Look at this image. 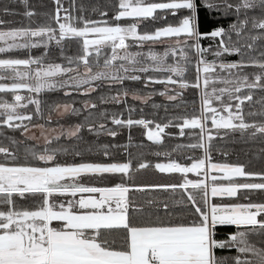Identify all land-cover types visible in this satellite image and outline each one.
<instances>
[{"label":"snow or ice","instance_id":"6c2138e0","mask_svg":"<svg viewBox=\"0 0 264 264\" xmlns=\"http://www.w3.org/2000/svg\"><path fill=\"white\" fill-rule=\"evenodd\" d=\"M57 9L55 20L59 25V35L57 30L50 27H41L38 30L19 29L7 32L0 31V42L13 43L8 48L0 47V53L10 50L12 47L30 48L39 47L40 43L17 44V39L31 40L37 38L41 43L47 37V42L53 40L59 44L66 38H80L83 43V55L78 60L83 63L85 77L72 81V86L79 90L86 86L92 90V84L97 81L122 82L125 79L132 81L141 80V75L131 73L157 72L165 74V78L157 79L148 76L145 84L159 83L164 85L179 84L181 88L190 85L184 79L186 67L181 66L183 60L185 65L189 62L188 49L195 48L202 57L208 50L199 47L198 41L200 34L195 30V0H169V2H147V0H119L118 13L113 17L117 23L109 24L108 21H92L83 17H73L67 15L63 17L66 22H61L60 12L62 10L60 0H56ZM209 8H223L226 15L235 12L236 23L229 26L226 30L218 27L209 35L212 38L219 37L217 50L213 53L216 58H222L224 54L236 53L241 56L238 62L226 63L221 59L217 65L215 62L209 64L206 60L197 61V81L192 87L201 86V73H203L204 92L201 96V112L199 117L185 118L180 125L182 134L183 128L191 127L204 131L205 123L211 116L213 128L232 129L247 131L252 130L251 135H264V122L248 123L242 114V105L245 101H251L252 96H242V89L251 91L254 88H264V52L258 57H249L245 60L244 49L254 50L257 41L264 40V0H220L219 4L207 2ZM262 9L259 16H248V11H255L257 7ZM168 10L176 12L187 10L189 15L183 16L178 25H168L157 28L153 33H138L139 21L142 19L153 18L157 10ZM67 11V10H64ZM244 18L240 19L241 13ZM25 15L32 16L33 12H26ZM106 16L107 13H101ZM122 18H133L136 22L122 26L118 23ZM77 23H73L72 21ZM251 24V30L256 31L257 35L245 37V31ZM231 33H235L237 40L232 41ZM185 37L181 40L180 37ZM91 37V38H90ZM131 38L139 47H143L145 42H155L160 38H177L175 46L165 51L163 56L149 50L147 59L152 61V65L135 67L140 64L138 59L145 54L127 53L120 56L121 50L126 51L131 45L127 42ZM227 38V39H225ZM244 38L245 43L240 44V39ZM195 40L196 43H191ZM47 47V43H45ZM105 49L111 50V56H105ZM95 55L97 66L100 64L101 56H104L103 67L100 71L93 72L89 63V57ZM166 58H172L176 62L168 64ZM115 61H122L119 66ZM71 64L72 61L69 60ZM36 64L37 69L31 71H16L20 66ZM41 60L31 59H0V69H11L15 72L13 79L16 81L10 86L0 83V92L17 93L21 89H26L29 93H41L45 88L53 89L56 87L50 80L52 77L77 69H64L61 65L43 68ZM256 68L258 72L252 74L254 77L251 82L249 74L244 73L245 68ZM226 72L227 77L217 76L216 69ZM235 70V71H233ZM234 77V78H233ZM4 79V77H0ZM34 79L35 85L26 83L27 80ZM217 82L224 84L225 87H213L212 91H207L210 84ZM68 81L61 84V87L68 85ZM68 95L69 93H65ZM87 94V93H85ZM165 95L164 92L160 93ZM125 95L127 93L125 92ZM228 97L227 103L224 97ZM139 98V97H134ZM25 97L17 94L14 102L0 100V125L9 128H23L27 132V125L24 120H31V115H21L17 109L27 107L21 102ZM116 99V98H114ZM170 100L175 97L169 96ZM213 101L219 102L220 108L213 107ZM233 101H235L233 109ZM29 104L36 105V112H40V101L30 99ZM57 107H60L57 105ZM66 112H77V109L70 105H64ZM85 107H89L85 103ZM91 107H96L92 104ZM220 112L227 113L226 116ZM249 116L255 113H249ZM264 116V110L260 112ZM18 122V123H17ZM238 122V123H237ZM116 125L133 124L148 126L145 120L113 118ZM42 127V126H41ZM82 125H75L67 130V135L76 136L81 130ZM101 129L104 125L99 126ZM164 127H168L165 125ZM164 127L156 125L157 131H149L148 139L156 143L161 142V133ZM90 127L89 131H94ZM63 134V133H62ZM109 135L115 136L116 133L109 130ZM208 139L212 137L209 134ZM46 143H50L47 141ZM182 147V146H178ZM190 147H204V145H191ZM52 149L49 153L47 147L42 153L33 151V158L44 161L45 163L54 161L55 152ZM0 153L13 155L8 149L0 147ZM159 155V154H157ZM205 159L196 160L191 166H182L180 163L172 161L170 163H157L155 168L160 172L183 173L199 171L205 166ZM132 162L124 163H79L73 165L56 166H8L0 163V264H227L226 259H217L214 255V248L235 247L238 255L233 259V264H264V241L261 246L251 243L250 236H264V203L261 204H237L231 206L217 207L212 206L211 215L197 205L195 195L188 193L187 199L191 202L195 212L200 214V221L186 224H156L143 227L131 226L127 218V197L129 189L122 184H117L111 188L87 187L77 182V178L83 174H105L120 173L128 174ZM148 164L140 163L139 169L148 167ZM208 168L217 169L224 173V179L230 180L232 177H252L260 176L264 180V174L251 173L246 171L243 165H218L209 164ZM213 181L217 178L214 176ZM175 191L180 189L203 190L204 202L207 204L208 185L204 181H193L185 179L179 185L157 186ZM238 189L264 190V183H229L226 186L216 185L211 187V195L215 196H235ZM71 193L74 197L80 193L78 201H69L68 208L64 204L59 205L60 210H55L49 197L54 193ZM99 193V199L95 194ZM25 194H42V205L36 210L18 209L13 199L14 195L25 197ZM83 194H88L87 196ZM113 201L115 208L112 207ZM74 204H78L79 211L74 210ZM52 221L61 222L59 227L52 226ZM236 225L243 226L244 231H238L229 237L228 241L217 242L212 235L213 226ZM127 230L126 247L116 249L107 240H102L101 230H111L121 228Z\"/></svg>","mask_w":264,"mask_h":264},{"label":"trees","instance_id":"16d2710c","mask_svg":"<svg viewBox=\"0 0 264 264\" xmlns=\"http://www.w3.org/2000/svg\"><path fill=\"white\" fill-rule=\"evenodd\" d=\"M147 2H169V0H147ZM197 8L195 12V30L200 34L198 41L199 47L208 50L201 57L195 48L188 49L189 62L185 65L183 60L180 61L181 66L186 67L184 79L190 85L181 88L179 84H171L177 87L168 90L166 85L159 83L145 84L148 76L157 79L165 78V74L157 72H149L147 74L137 73L141 75V80L132 81L125 79L122 82H113L109 80L94 82L93 89L87 92L83 91L85 86L77 90L72 85L65 87L56 86L53 89H44L41 93H29L26 89L19 90L17 93L0 92V100L8 103L14 102V96L19 94L25 99L21 102L27 107H19L18 113L21 115H31V120H24V125H35L38 122L48 126L57 122L66 121L67 123H75L82 125L81 130L76 136L67 138L52 137L45 145L36 143L22 133L23 128H9L6 125H0V147L8 149L13 155L0 153V163L8 166L28 165V166H52V165H73L78 163H124L132 162L129 172L133 173L138 170L140 163L148 164V167H154L155 163H166L167 161H175L184 165H190L196 160L205 159L208 163H222L243 165L246 171L257 174H264V135H251L252 130L241 131L239 129H216L213 128L211 116L205 123L203 132L210 134L212 139L206 138L204 147H190L191 145L203 144L204 134L199 127L183 128V134L180 125L183 124L185 118L200 116L201 112V96L204 92L203 73H201V86L199 88L192 87L197 81V61L206 60L209 64L215 62L217 65L221 59L226 63L238 62L241 56L236 53L224 54L222 58H216L213 53L217 50L219 37L212 38L209 34L214 31L213 28L223 27L228 29L230 25L236 23L237 17L235 12L226 15L223 8H209L207 2L219 4L220 0H195ZM233 3L236 0H232ZM119 0H60L61 5V22H66L63 17L71 15L73 17H83L92 21H108L116 23L113 17L118 13ZM57 3L56 0H0V30H19V29H36L41 27H50L57 30L59 35V25L56 23ZM67 10V11H64ZM33 12L34 15L27 16L26 12ZM262 9L258 6L255 11L249 10L248 16H259ZM101 13H107L102 16ZM189 15L187 10H178L176 12L168 10H157L154 13L155 19H142L139 23L138 31L140 33L154 32L157 28L168 25H177L183 16ZM244 18V13L240 15V19ZM127 19V18H126ZM129 18L128 20H131ZM77 23L75 20L72 21ZM256 31L251 30V24L245 31V37L248 35H257ZM232 41L235 42L237 37L235 33H231ZM227 39V38H225ZM245 39H240V44L245 43ZM191 43H196L191 40ZM162 47L168 48L169 45H157L155 49ZM246 55L245 60L249 57H258L264 52V40L257 41L254 50L244 49ZM83 55V43L80 38H66L59 44L51 41L40 44L39 47L30 48H11L8 51L0 53L1 59H31L41 60L42 65L62 64L65 67L81 68L83 63L78 57ZM69 60L72 63H69ZM168 63L173 64V59L168 58ZM89 63L92 65V57H89ZM30 68L37 67L36 64L29 65ZM235 71V70H233ZM256 68H245L244 73L249 74L250 82L254 78L253 73L258 72ZM216 75L227 77L226 72L216 69ZM1 77V75H0ZM0 79L2 83L16 82L13 77L3 76ZM234 78V77H233ZM168 86V85H167ZM225 87L224 84L217 82L215 85L210 84L207 91L211 92L212 88ZM168 91L177 93L174 100L163 97L160 93ZM125 92L127 95H125ZM65 93H69L66 95ZM87 93V94H85ZM131 95L148 96L144 101L130 97ZM242 96L251 95V101H245L242 105V114L248 123L264 122V116L260 112L264 110V88H254L251 91L242 89ZM120 96V97H119ZM116 98V99H114ZM30 99H38L40 101V112H36V105L29 104ZM225 103L229 102L228 97L224 98ZM70 104L77 112H69L62 119L55 121L49 119L48 115L55 109V105L59 103ZM85 103L89 107H85ZM233 103V109L235 101ZM95 104L96 107H91ZM213 107L220 108L219 102L213 101ZM255 113L249 116V113ZM220 115L226 114L220 112ZM143 117L149 120L147 127L144 125L127 124L116 125L113 118L133 121ZM18 123V122H17ZM238 123V122H237ZM104 125L101 129L99 126ZM156 125L164 127L161 133V142L156 143L148 139L149 131H154ZM90 127H94V131H89ZM109 130L115 132L116 135H109ZM182 146V147H178ZM49 149L48 154H52V149H58L55 152L54 161L45 163L39 161L31 155L33 151L42 153L44 148ZM159 154V155H157ZM209 173V171L201 170V174ZM131 173V174H132ZM111 175H103L109 178ZM115 180L124 183L120 179V174L112 175ZM102 177V178H103ZM199 179L202 177L199 176ZM103 180H106L104 178ZM101 178L96 182H103ZM164 181L158 176L156 178L148 177L146 183L154 181ZM132 181L130 179L127 182ZM143 181V180H142ZM181 180H179L180 182ZM172 183L168 179L165 184ZM228 183H264L260 176L252 177H232L227 180ZM155 183V182H154ZM154 183H151L154 184ZM133 185V183H130ZM132 187V186H131ZM130 187V188H131ZM191 192L195 195L197 205L207 212V204L204 202L203 190L180 189L175 191L157 186L132 187L127 194V218L131 226L143 227L156 224H186L191 225L193 222L200 221V214L195 212L191 202L188 201L187 195ZM198 194V195H197ZM18 209L36 210L43 202L42 194H25V197L14 195ZM208 203L212 204H245V203H264V190H248L238 189L235 196H209ZM243 226L221 225L213 226L212 235L217 242L228 241L232 234L238 231H244ZM127 230L123 227L111 230H101V239L107 240L110 245L116 249L126 247ZM251 243H255L258 247L264 241V236H250ZM215 257L226 259L227 264H233V259L238 255L235 247L231 248H214Z\"/></svg>","mask_w":264,"mask_h":264},{"label":"rangeland","instance_id":"374dc122","mask_svg":"<svg viewBox=\"0 0 264 264\" xmlns=\"http://www.w3.org/2000/svg\"><path fill=\"white\" fill-rule=\"evenodd\" d=\"M149 3H151V2H149ZM128 19L129 18H127V19L126 18H122L118 23H120L122 26H126L128 24H131L133 22H136L133 18L131 20H128ZM99 21H101V20H99ZM109 24H114V23H109ZM173 26H176V25H173ZM11 30L12 29L0 30V31L7 32V31H11ZM33 30H36V29H33ZM138 33L139 34H144V33H140L139 31H138ZM148 33L149 34L150 33H153V31L152 32H148ZM176 39L177 38H160L159 40H157L155 42H145V44H144L143 47H139L136 44V42H134L131 38H129V40L127 42L131 46L126 51H124V50L119 51L118 54L120 56H124V55H126V52L127 53H137V52L143 53L145 55L138 58L141 61V63L135 65V67L149 66V65H152V61L149 60V59H147V53L149 52V50H151L152 52L156 53L159 56H163V54L165 53L166 50H168V49L172 48L173 46H175ZM179 39L183 40V39H185V37L182 36ZM26 42L27 43H40V44L48 43L47 42V37L44 38V42L43 43H41L40 41H38L37 38H31V40L17 39L15 41V43H17V44H24ZM11 43H13V41H11V40H8L7 43L0 42V47H4V48L7 49L8 48V45L11 44ZM161 44L169 45V47L168 48L162 47L160 49H155V47L157 45H161ZM12 48H18V47H12ZM104 55L110 57L111 56V50L110 49H105ZM91 57H92V63H93L91 65L92 68H93V72L100 71L102 69V67H103V59H104V56H101L99 66H97V58H96V56L93 54ZM166 59L168 60V58H166ZM175 62L176 61L173 60V63H175ZM114 63L117 64V66H119V64L120 63H123V62L122 61H115ZM167 63H168V61H167ZM56 65H61L62 68H64V69H77L78 68V67H73V68L65 67L62 64H56ZM49 66H55V65L47 64L46 66H42V67L45 68V69H47ZM36 69H37V67L30 68V66H20L18 69H16V71H19V72L31 71V72L34 73L36 71ZM84 73H85V69H84V66H82L81 68H78V71L62 72V73L56 75L55 77H52L51 80H50V82L51 83H54L56 86H59V85L63 84L65 81H68L69 82L68 85H72V81L73 80H78V79L86 78L85 75H84ZM131 74H137V73H131ZM0 75H1V77L7 76L8 78H10V77H14L15 76V72L13 70H11V69H0ZM26 83L35 85L36 81L34 79H29V80L26 81ZM3 84H6V83H3ZM11 84L12 83H8L6 85H9L10 86ZM176 87H177V85L176 86H174V85H168L167 86L166 85V88L168 90H173ZM92 89H93V85H92ZM83 91L87 92V91H89V89L85 86V88L83 89ZM164 93H165V95H163V97H166L168 99H169V96L176 97V95H177V93L174 94V93L168 92V91H164ZM128 94L132 98L139 97V98H135V99H140L142 101H144V100H146L148 98V96H142V95H139V94L138 95H131L130 93H128ZM57 105H59L60 107H57ZM57 105H55L56 106L55 109H53V111L51 113H49V115H48V118L49 119H54L55 121H58L59 119H62V117L65 114H68L69 113V112H66L64 110V107L63 106L64 105H70V104H66L64 102V103H59ZM223 115L226 116L227 113L226 114H223ZM75 125H77V122L70 123L69 124L66 121H63V122H57L55 124L53 123V124H50L48 126H45V125L41 124L40 122H38L37 124L32 125V126H29L28 125L27 126V128H28L27 132L23 131V134H24V136H27V137H29V139H31L34 142H36L37 144L40 143V144L45 145V144H47L46 143V138H47V141H50L51 138L54 137V136L55 137H60V136L63 137V136H66L67 138L73 137V136L67 135V130L73 128ZM154 131H157V128H155ZM203 134H204V137H203V145H204L205 144V141H206V138H208L209 134H207L206 132H203ZM217 164L218 165H226V164H222V163H217ZM208 165H209V163H205V166L201 170H205L206 169V171H208V169H209V171L210 172H213L214 174L213 175H211V174L210 175L209 174L208 175H203L204 176L203 177L204 183H208L209 185L212 184V186H213V183H215L216 185L223 184L225 186L227 184H229L228 182H226L228 179H224L223 178L224 177V173L223 172H220L217 169H210V168H208ZM230 165H232V164H230ZM52 166H56V165H52ZM61 166H65V164L64 165H61ZM184 166H186V165H184ZM39 167H42V166H39ZM138 170H136L135 172H137ZM180 175H181V179H180L181 181L179 183H184L185 182V179L193 180V181H196L197 180V178H193V179L190 178L189 179L187 176L185 177V175L183 173H181ZM135 176H136L135 178H137V179L146 178L145 175H143L142 173L135 174ZM207 176H208V180H207ZM214 176L217 179L213 182V179L212 178ZM131 177H132V174H130L128 176V179L131 180ZM101 183H103V182H101ZM131 188L129 187V191L131 190ZM129 191L127 192V194H129ZM209 196L211 197L210 194H208V197ZM126 197H127V195H126ZM208 197H207V202H208ZM49 199H50V201L53 204L56 205V209L55 210H57V211L60 210L59 209V205L61 203H63L64 204V207H66V193H63V194L62 193H59V192L54 193L51 197H49ZM219 204H216V205H219ZM247 204H249V203H247ZM240 205H242V204H240ZM224 206H231V205H224L222 203L219 205V207H224ZM65 209H67V208H65ZM60 223L61 222H58V221H52V226L59 227L60 226ZM212 231H213V228H212Z\"/></svg>","mask_w":264,"mask_h":264},{"label":"crops","instance_id":"0c3cea01","mask_svg":"<svg viewBox=\"0 0 264 264\" xmlns=\"http://www.w3.org/2000/svg\"><path fill=\"white\" fill-rule=\"evenodd\" d=\"M194 162H192V163H194ZM166 163H170V161H167ZM205 163H208L207 159H206V162ZM156 164L157 163L154 164V167H146L144 169H139L137 172H134V173L131 172L132 173L131 180H133L131 182L130 181L127 182L128 176L131 174L130 172L128 174H120V173H114V174L113 173H105V174H83L81 177L77 178V182H79V183H81V184H83L84 186H87V187H97V188H111V187L116 186L117 184H122L123 186L127 187L128 189L131 186H134V187H137V186L142 187L143 185H146V186H149V185L150 186L179 185V184H171V183L165 184V182L168 179H171V182L172 183L179 182V180L181 179V175H180L181 173H168V172H163L162 173L158 169L155 168V165ZM209 164H217V163H209ZM181 165L184 166L183 164H181ZM226 165H228V164H226ZM13 166H17V165H13ZM187 166H191V164L190 165H187ZM200 171H199V174L194 173V172H190V173H187V174H184V175H185V177L187 176L189 179L190 178L191 179L197 178V180L203 181V177H204L203 175H208V174L209 175L210 174L213 175L214 174L213 172H210L209 169H208L209 173H206L205 172V174H201ZM139 173H142L143 175H145L146 178H143V179L142 178L141 179L135 178L136 177L135 174H139ZM116 174H120V177H121L120 179H122L123 181L125 179V182L124 183H120L119 180H115V178L112 175H116ZM103 175H107V176L108 175H111V176L109 178H107V177H103ZM150 176H151V178L152 177L153 178H156V176H158L159 178L165 179V180L164 181H159V180L158 181H154L155 183L154 182H148V183H146V181H144V180H146ZM199 176L202 177V179H199ZM100 178H101V180H103L104 178H106V180H103V183H101L102 181L101 182H96L95 181V180H99ZM207 180H208V176H207ZM130 183H133V185L130 184ZM151 183H154V184L151 185ZM180 184H182V183H180ZM205 184L208 185V194L211 195V187H212V184L211 185H209L208 183H205ZM83 195L87 196L88 194H83ZM99 195H100L99 193H96L95 194V196H96L97 199H99ZM126 195H127V193H126ZM80 196H81L80 193H77L76 196H74V197L71 195L70 192L69 193H66V207L65 208H68V202L69 201H73V202L78 201L80 199ZM245 204H247V203H245ZM257 204H261V203H257ZM214 205L217 206V207H219L220 204L219 205H216V204L210 205L207 202V212L209 213V215H211V208ZM232 205H236V204H232ZM112 207L115 208V202L114 201L112 203ZM74 210L79 211L78 204H74Z\"/></svg>","mask_w":264,"mask_h":264},{"label":"built area","instance_id":"2783aa9c","mask_svg":"<svg viewBox=\"0 0 264 264\" xmlns=\"http://www.w3.org/2000/svg\"><path fill=\"white\" fill-rule=\"evenodd\" d=\"M215 29H216V28H213V30H215ZM141 119L144 120L143 117H140L138 120H141ZM145 121L148 122V124L150 123L149 120H145Z\"/></svg>","mask_w":264,"mask_h":264}]
</instances>
